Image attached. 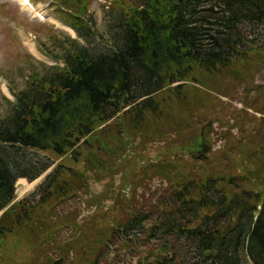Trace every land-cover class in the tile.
Wrapping results in <instances>:
<instances>
[{
  "label": "trees",
  "instance_id": "trees-1",
  "mask_svg": "<svg viewBox=\"0 0 264 264\" xmlns=\"http://www.w3.org/2000/svg\"><path fill=\"white\" fill-rule=\"evenodd\" d=\"M112 2L115 28L100 41L107 50L54 41L56 52L45 54L56 65L30 72L0 117V257L121 264L119 254L130 252L136 264H264V86L255 83L264 69V0ZM55 3L79 39L92 34L88 0ZM211 120L228 128L225 145L196 171L191 155L206 142L200 136L187 150L186 131ZM136 140L168 146L141 168L145 177L136 166L133 182L122 180L130 192L146 178L168 184L146 213L136 195L111 191ZM21 149L46 153V163L25 175L8 161ZM54 165L31 198L12 204L18 179L32 182ZM91 180L106 182L102 193L91 194ZM108 200L109 210L126 206L121 218L103 211ZM81 201L96 208L87 219L71 205Z\"/></svg>",
  "mask_w": 264,
  "mask_h": 264
},
{
  "label": "rangeland",
  "instance_id": "rangeland-1",
  "mask_svg": "<svg viewBox=\"0 0 264 264\" xmlns=\"http://www.w3.org/2000/svg\"><path fill=\"white\" fill-rule=\"evenodd\" d=\"M36 8L45 16V19L36 20L27 10H24L19 6L18 0H0V117H5L10 111L12 104L16 103V98L13 93L25 90L29 81L30 72L46 73L48 70L46 67H51L54 63L46 54L56 52L54 41H61L63 37L68 36L76 39L78 43L85 48H88L91 52L95 51H106L107 47L104 46L100 41L104 39L109 40L114 31L115 14L110 11L112 7V0H88L89 7L86 12V19H91L92 34L86 35L85 39H79L76 33L67 27V22L61 15L62 9L59 5H55V0H31ZM59 25V27L57 26ZM34 49L35 51H33ZM46 53V54H45ZM45 65V66H44ZM255 83L264 86V69L256 76ZM215 99L219 101L223 100L227 106L232 105V108L242 109V104L235 100L231 103L228 98L219 97L216 94H211ZM240 97V94H239ZM231 109V108H230ZM219 115L225 112V108L217 106L215 109ZM230 111H233L231 109ZM252 114L251 111H249ZM257 117L260 115L256 114ZM230 131L235 134L236 127H233V123L230 124ZM248 129L249 126H246ZM228 128H221L219 123L214 121H207L203 125L197 127L192 133L186 131L187 141L192 138V142L186 147L187 150H194L199 143V137L205 140V147L197 150L194 155L191 156V160L197 161L196 164L198 169L202 170V166L213 160L217 153L223 149L227 138ZM138 144V145H137ZM137 145V146H136ZM136 146V147H135ZM166 145L156 143V141L146 140L139 143L135 141L133 146L134 155L130 158L127 165V169L124 170L123 174H116L114 176L112 186V192L114 195H125L126 199L135 196L134 206L138 207L141 211L146 213L147 209L155 208L161 202V187H166L168 184L159 179L146 178L144 179V185L141 188H135V191L130 192V188L127 185H122V180H126L132 183L131 174L134 168L137 166L138 178L145 177L141 168L144 167L145 163L149 162L152 164L158 163V158H164L162 153L167 150ZM8 159L9 164L18 166L25 175H32L35 168H41L47 161L46 153L36 152L21 149L18 151H11ZM173 157H168V159ZM185 160H190L188 157H179ZM67 157L62 161H66ZM59 161V159H56ZM125 166V163L121 165V168ZM54 166L47 169L43 175L35 179L33 182L28 184H34V187L20 195L21 186L19 179L15 184L14 198L16 201L23 200L24 198H31V195L37 192L38 187L45 179V176L52 171ZM81 168V165L78 166ZM90 183L91 194L98 195L105 189L106 182H93ZM137 190V191H136ZM131 193V194H130ZM137 193V194H136ZM121 196V195H120ZM113 202L108 200L104 202L105 207L103 211H106L110 216V219L114 217L121 218L125 210L127 209H114L109 210ZM72 206L78 208L80 211V218L87 219L89 212L87 211L83 202L71 203ZM108 209V210H106ZM139 248V247H138ZM138 248H136L138 250ZM142 249V248H140ZM111 250V248H109ZM6 253L0 257V264H10L12 256ZM134 254V252H133ZM118 260L121 264H136V260H132L130 252L119 254ZM16 264H28L26 257H17Z\"/></svg>",
  "mask_w": 264,
  "mask_h": 264
},
{
  "label": "bare ground",
  "instance_id": "bare-ground-1",
  "mask_svg": "<svg viewBox=\"0 0 264 264\" xmlns=\"http://www.w3.org/2000/svg\"><path fill=\"white\" fill-rule=\"evenodd\" d=\"M57 26L59 27V25H57ZM20 184H21V186H23V188L20 190V195H23V193L31 190L34 187V184H28L23 179L20 181Z\"/></svg>",
  "mask_w": 264,
  "mask_h": 264
},
{
  "label": "water",
  "instance_id": "water-1",
  "mask_svg": "<svg viewBox=\"0 0 264 264\" xmlns=\"http://www.w3.org/2000/svg\"><path fill=\"white\" fill-rule=\"evenodd\" d=\"M62 262H63V259H62V258H60V260H58V261H55V262H54V264H63Z\"/></svg>",
  "mask_w": 264,
  "mask_h": 264
}]
</instances>
